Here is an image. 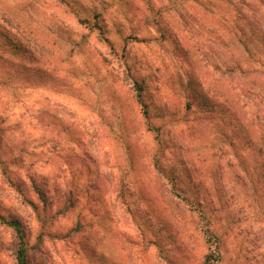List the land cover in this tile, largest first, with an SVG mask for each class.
Segmentation results:
<instances>
[{
    "label": "clouds",
    "instance_id": "obj_1",
    "mask_svg": "<svg viewBox=\"0 0 264 264\" xmlns=\"http://www.w3.org/2000/svg\"><path fill=\"white\" fill-rule=\"evenodd\" d=\"M190 8L0 0V47L30 58L10 27L54 41L56 90L91 120L0 152V264H264V0H219L244 75L220 71L254 94L231 110L200 38H177Z\"/></svg>",
    "mask_w": 264,
    "mask_h": 264
},
{
    "label": "rangeland",
    "instance_id": "obj_2",
    "mask_svg": "<svg viewBox=\"0 0 264 264\" xmlns=\"http://www.w3.org/2000/svg\"><path fill=\"white\" fill-rule=\"evenodd\" d=\"M184 2L190 4L191 8L186 14V20L181 18L176 32L178 40L187 43L192 39L200 38L202 47L197 48L196 51L205 59L212 57L205 65L206 72L210 75L212 72L219 71L222 77L221 82L237 86L236 80L226 75V70L220 71L223 60L227 62V54L232 46L223 48L220 44L221 36H218L215 31L214 33L207 31L212 24L208 13L199 11L198 7L196 9L198 13L194 11L191 0H184ZM205 6L202 8L204 9ZM193 13L197 14V21L196 17L192 19ZM212 19L216 20V16L214 15ZM186 24L190 25L193 31H188ZM214 28L216 30V26ZM5 32L24 46L30 58L0 47V152L11 151L10 141L18 135L29 133L33 137H39L44 131L50 135V130L59 127L51 119L52 116H56L63 123L64 128L69 130L64 132V128L60 129L66 136L78 131L77 122L91 124L87 112L75 102L74 97L56 90L63 86L71 73L59 69L57 62L63 63V61L52 51L56 47L55 42H51L52 49H50L49 41L42 33H23L19 27L15 29L10 27L5 29ZM49 32L55 34L51 29ZM186 51L191 54L192 49L186 48ZM252 98L253 95L251 101ZM38 116L46 125L45 127L33 126V121H36ZM71 142L75 143V140Z\"/></svg>",
    "mask_w": 264,
    "mask_h": 264
},
{
    "label": "trees",
    "instance_id": "obj_3",
    "mask_svg": "<svg viewBox=\"0 0 264 264\" xmlns=\"http://www.w3.org/2000/svg\"><path fill=\"white\" fill-rule=\"evenodd\" d=\"M191 2L192 4H194L193 10L196 12H197L196 9L198 8L203 9L202 6L206 5L203 10H200V9L198 10L201 12L204 11L205 13H208L210 16V22L212 24L209 25V28L207 29V31L210 33H214L215 31V33H218V36H221L220 44H222L223 48H228L229 46H231L229 39H228V36L230 35V33H228L227 28L225 24L223 23L224 17H220L219 19H217V16L219 15V12L221 11V9L219 8V0H191ZM214 15L216 16V20L212 19ZM196 16L197 14L195 15V13H193L192 19L194 20ZM195 20L197 21V17ZM215 26H216V30H214ZM227 55H228V58L226 59L227 62L225 63L224 62L225 60H223V65H227L229 69L235 68V70L239 71L240 75L243 76L244 69L242 68V66L233 64V61L237 59V52L233 53V49H231ZM253 63H255V61H253ZM262 67H264V65H262ZM226 71H227V74H226L227 76L232 77L235 80L237 79L236 71H228V70ZM259 71H260L259 69L249 70L248 74L258 75ZM251 83L255 85L257 81H251ZM230 86H231L230 84L226 85L225 82L223 81L220 83V86L217 85L218 90H221L222 97H226V99H224L223 101L225 103V106L229 107L230 110L232 108H237L241 104V97L245 103L252 102L251 96L254 94H250L248 92H241L240 97L233 98L230 93L231 91L234 90L235 87H238L239 85L233 86L232 88H230Z\"/></svg>",
    "mask_w": 264,
    "mask_h": 264
}]
</instances>
